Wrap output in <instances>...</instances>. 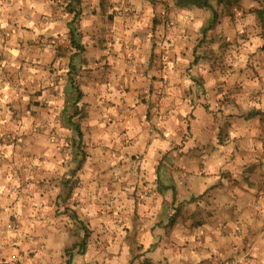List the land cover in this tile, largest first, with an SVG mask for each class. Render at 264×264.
<instances>
[{
  "label": "crops",
  "instance_id": "obj_1",
  "mask_svg": "<svg viewBox=\"0 0 264 264\" xmlns=\"http://www.w3.org/2000/svg\"><path fill=\"white\" fill-rule=\"evenodd\" d=\"M213 5L0 0V264H264V0Z\"/></svg>",
  "mask_w": 264,
  "mask_h": 264
},
{
  "label": "trees",
  "instance_id": "obj_2",
  "mask_svg": "<svg viewBox=\"0 0 264 264\" xmlns=\"http://www.w3.org/2000/svg\"><path fill=\"white\" fill-rule=\"evenodd\" d=\"M241 1L242 0H175V3H176V7L180 9H203V10L211 11L213 14V19H212V23L208 27V29H211L213 25L215 24L217 17H218V14L213 5L214 3H217L218 5H224L230 8L232 6L237 5ZM72 2L77 5L80 3V0H72ZM70 11L75 14L74 19L70 23V29H71L72 47L76 50V52L70 57L68 76L70 79V83L72 84L74 88H76V92H78V100H77V103H78L81 100L82 94L80 93L79 89L75 85V77L79 73V68L82 67L81 63L84 62L83 53L85 51V47L82 44L81 37L77 30V21L80 16V11L74 8L71 9ZM70 122H71V119H70ZM72 124L76 127L78 137L79 139H81L83 134H82L80 126L77 125L76 123H72ZM83 247L84 245H82V248ZM83 250L84 249H82L81 252H83ZM68 264H71V261H69Z\"/></svg>",
  "mask_w": 264,
  "mask_h": 264
},
{
  "label": "built area",
  "instance_id": "obj_3",
  "mask_svg": "<svg viewBox=\"0 0 264 264\" xmlns=\"http://www.w3.org/2000/svg\"><path fill=\"white\" fill-rule=\"evenodd\" d=\"M4 264H12V263L7 262V263H4Z\"/></svg>",
  "mask_w": 264,
  "mask_h": 264
}]
</instances>
